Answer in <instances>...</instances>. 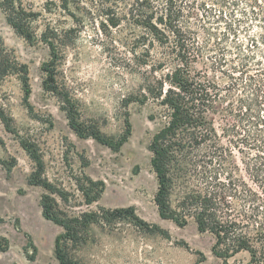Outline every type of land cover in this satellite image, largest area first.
Returning <instances> with one entry per match:
<instances>
[{"label":"rangeland","instance_id":"374dc122","mask_svg":"<svg viewBox=\"0 0 264 264\" xmlns=\"http://www.w3.org/2000/svg\"><path fill=\"white\" fill-rule=\"evenodd\" d=\"M58 2L17 0L15 6L19 3L27 13L36 15L31 27L37 38L47 25L59 32L72 29L63 38L64 45L59 47L55 77L75 104L72 115L77 122L85 128H96L115 143L126 136L128 125L130 134L118 151L90 137H78L68 125V115L62 107L67 105L44 90L48 75L43 66L51 60L49 49L39 40L30 44L19 36L7 24L6 12L0 8V47L6 55L27 67L31 92L25 102L24 87L17 75L7 76L0 84V109L9 125L8 129L0 119V161L3 162L0 163V187L4 186L6 191L7 201L2 205L10 202L7 208L0 209L3 220L0 236L10 240L8 251L0 253V264H58L53 239L62 229L42 219L39 201L43 194H49L68 218L98 212L101 207H131L149 226L150 230L139 228L125 219L90 224L79 233L77 241L62 240L67 257L77 263L224 264L211 251L212 236L200 234L193 218L188 217V224L180 228L158 216L154 202L157 181L148 147L164 122V109L150 97L143 105L128 103L131 97L136 100L144 94L147 82L159 79L160 74H153L149 67L156 49L148 48L147 40L145 46L137 45L144 34L141 28L126 21L113 28L106 22L116 14L125 15L133 1L79 0L80 8L70 6L69 11L60 9ZM190 2L179 0L187 9ZM203 2L205 7H200ZM113 3L116 5L112 6ZM107 6L111 8L109 11ZM244 9L246 5L242 2L235 10L233 21L219 20V7L211 6L209 0H196L189 17L191 25L198 30L201 46L194 68L219 84L222 101L207 116L216 133L214 144L183 154L181 164L173 170L175 186L171 204L174 208L189 190L209 188L218 181L225 185L230 181L227 201L235 209L238 203L230 196L244 188L255 191L264 200V192L254 184L244 164L247 155L253 152L240 143L246 124L243 114L251 99L246 78L257 70L264 72L261 40L264 19L260 18L258 9L255 12L259 16L250 13L248 8L243 12ZM231 23L235 35L228 31ZM251 40H255L257 47H250ZM145 48L150 51L148 57ZM248 56H254V61L260 62L258 66ZM143 62L149 65L142 66ZM242 65H247L243 76L240 75ZM151 115L153 121L149 120ZM22 142L36 150L43 163L41 178L57 192L50 194L28 184L29 176L37 168ZM214 146L216 151H212ZM7 166H11L10 171L6 170ZM87 179L100 181L104 188L99 200L91 205L86 204L83 192L90 186ZM153 225L165 233L152 229ZM26 234L37 248L33 261L28 259L32 249ZM40 239L46 246H42ZM248 261L249 254L243 251L230 257L226 264H247Z\"/></svg>","mask_w":264,"mask_h":264},{"label":"trees","instance_id":"16d2710c","mask_svg":"<svg viewBox=\"0 0 264 264\" xmlns=\"http://www.w3.org/2000/svg\"><path fill=\"white\" fill-rule=\"evenodd\" d=\"M127 6L123 16L114 15L108 17L106 22L113 28L121 25L122 21L129 22L133 26L141 28L144 32L139 37V46H145L148 41V48L156 49V56L152 64L143 62L142 66L150 67L153 74L159 73V79L155 82H147L144 86V94L140 98L128 103L139 102L145 104L148 97L156 101L164 109V122L154 134L148 150L151 154V167L156 175L157 191L154 196L158 216L162 220L173 222L176 226L183 228L188 224V217L193 218L196 230L200 234H210L213 238L212 253L226 261L240 252L249 254L247 264H264V200L253 190L244 188L242 191L234 192L230 197L238 206L235 209L227 201L228 187L218 181L215 186L200 190H189L181 202L174 208L171 204V195L174 188L173 170L176 165L181 164L182 155L188 152L197 151L203 147H211L214 144L216 133L212 123L208 119V113L215 111V104L222 101V89L219 84L209 78L205 73L196 71L194 65L200 54L198 42V30L189 22L192 12L195 9L196 0H190L188 9L181 6L179 0H132ZM212 5L220 8L217 18L219 20H234L235 10L244 2L250 13L260 12V18L264 19V0H209ZM17 0H2L0 8L6 12L7 24L28 43L41 42L50 51V62L43 66L48 75L44 82V90L56 96L64 105L67 113L69 127L74 133L82 138H91L100 145L106 146L112 151H118L125 143L126 137L130 134V127L126 136L119 142L101 134L96 128H85L83 123L77 122L72 115L75 104L72 98L64 92L63 86L56 80L57 57L59 47L64 44V37L72 31H61L47 25L44 32L38 38L32 31L31 23L35 14L27 13L21 4L15 6ZM58 7L63 11H69L70 6L80 8L79 0H59ZM115 6L116 4H111ZM110 5V7H111ZM107 6L109 11L111 8ZM205 7V2L200 4ZM198 9V8H197ZM227 10V12H226ZM74 18V14H70ZM108 15V14H106ZM228 25V24H227ZM233 23L228 25V31L233 35L236 30L232 29ZM227 32V33H229ZM264 42V38H261ZM250 47H257L255 40L250 41ZM148 48L144 52L149 56ZM250 50V48H249ZM254 61V56H248ZM263 57L261 56V60ZM261 65V64H260ZM247 65H242L240 75L245 74ZM9 75L19 76L25 92V102L31 94L28 81V70L25 65L19 64L16 60L6 55L0 47V84ZM242 80V79H241ZM246 87L250 89L251 99L245 107V129L242 143L251 152L247 155L245 162L246 170L254 184L260 191L264 192V72L257 70L254 74H248ZM31 109V106L28 104ZM0 119L9 129L3 109H0ZM150 121L154 116L149 117ZM23 148L30 158L35 162L37 170L33 172L27 182L31 186L41 187L50 194L57 192L54 188L41 178L43 163L32 146L22 142ZM216 151L215 146L213 147ZM215 153V152H212ZM243 153V152H242ZM0 163H3L0 161ZM195 163V162H193ZM7 165V164H6ZM5 165V166H6ZM7 171L11 166L6 167ZM88 190H83L87 205L99 200L104 192L103 184L100 181L88 180ZM228 186V187H227ZM232 189V188H231ZM90 191V192H89ZM94 191V192H92ZM91 193H94L92 196ZM236 194V195H235ZM39 205L42 216L53 224L62 228V232L54 240V256L58 264H80L67 257L62 247V240L77 241L79 233L85 231L90 224H110L116 220H130L139 228L149 229L148 224L140 220L131 207L123 208H99L98 212L82 213L77 217L68 218L64 212L58 209L54 199L49 194H43ZM247 207V208H246ZM2 222V219H0ZM152 229L163 230L156 225ZM150 230V229H149ZM0 249L7 248L6 241L0 238ZM30 249L36 251L30 240ZM33 259V256H28Z\"/></svg>","mask_w":264,"mask_h":264},{"label":"flooded vegetation","instance_id":"af4514ba","mask_svg":"<svg viewBox=\"0 0 264 264\" xmlns=\"http://www.w3.org/2000/svg\"><path fill=\"white\" fill-rule=\"evenodd\" d=\"M5 195H6V191H5V188H4V186H2V187H0V209H2V208H7V206L6 205H9L10 204V202H8V203H6V205L4 206V205H2L3 203L2 202H4V201H7L6 200V198H5ZM2 206H4V207H2ZM39 207H40V205H39ZM40 210H41V208H40ZM41 217H42V219H44V220H46L43 216H42V214H41ZM0 219H2L1 217H0ZM46 221H48V220H46ZM2 222H3V220H2ZM2 222H0V224L2 223ZM48 222H51V221H48ZM52 223V222H51ZM53 224V223H52ZM55 225V224H54ZM16 229L17 230H19V228L18 227H16ZM57 236V235H56ZM55 236V237H56ZM0 238L1 239H4L6 242V246H7V248L5 249V250H1L0 249V253H5V252H7L8 251V249H9V244H10V240L8 239V238H4V237H2V236H0ZM25 238L27 239V242H28V244H30V240H31V242L34 244V242H33V240L31 239V237H29L27 234L25 235ZM54 240H55V238H54ZM54 240H53V246H54ZM0 243L2 244L3 242L2 241H0ZM41 244H42V246L44 247V246H46L45 245V242L44 243H42L41 242ZM34 246H35V244H34ZM35 248H36V246H35ZM36 251H37V248H36ZM36 251H33V250H31V253L29 254L28 253V255H30V256H33V259H29V261H33L34 260V255H35V252ZM16 264V263H15Z\"/></svg>","mask_w":264,"mask_h":264},{"label":"water","instance_id":"95a60500","mask_svg":"<svg viewBox=\"0 0 264 264\" xmlns=\"http://www.w3.org/2000/svg\"><path fill=\"white\" fill-rule=\"evenodd\" d=\"M148 151H149V150H148ZM160 219H161V218H160ZM56 226H57V225H56ZM60 228H61V227H60ZM61 229H62V228H61ZM57 235H58V234H57ZM53 240H54V239H53ZM41 241H42V243H44V240H43V239H42V240L40 239V242H41Z\"/></svg>","mask_w":264,"mask_h":264}]
</instances>
